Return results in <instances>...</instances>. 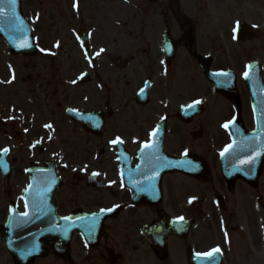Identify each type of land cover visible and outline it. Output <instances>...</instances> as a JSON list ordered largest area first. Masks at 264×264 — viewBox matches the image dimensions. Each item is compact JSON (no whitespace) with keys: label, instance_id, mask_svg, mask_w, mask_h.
<instances>
[{"label":"flooded vegetation","instance_id":"flooded-vegetation-1","mask_svg":"<svg viewBox=\"0 0 264 264\" xmlns=\"http://www.w3.org/2000/svg\"><path fill=\"white\" fill-rule=\"evenodd\" d=\"M2 4L14 13L9 19L17 29L30 26L38 49L48 45L42 0H16L14 11ZM69 12L79 21L75 26L70 20L69 27L76 46L80 31L88 37L90 72L103 59L111 64L99 76H87V85L96 82L104 91L97 108L104 112V127L95 135L66 115L73 98L58 87L74 88L70 72L63 80L58 68L46 73L32 66L38 70L27 82V101L17 102L12 91L5 96L12 133L6 136L10 152L19 146V156L7 177L0 172L1 233L12 207L26 211L31 168L49 163L62 184L55 190L53 173L46 169L37 176L45 191L31 194L49 195L56 216L48 220L101 221L103 227L88 241L76 234L66 257L54 241L47 242L43 258L52 259L47 264H264V166L256 182L228 179L219 165L222 151L205 152L202 138L186 137L193 125L190 135L205 128L211 134L206 145L223 146L232 122L254 129L248 82L264 84V0H70ZM3 18L4 11L0 27ZM41 56L13 53L0 33V61ZM131 63L138 64L136 77L142 73L143 84L148 82L146 102L138 97L142 86L131 93L134 81L126 75ZM209 71L222 74L217 80ZM191 101L198 112L187 122L180 108ZM161 119L170 127L165 153L193 167L190 172L179 167L158 181L156 169L139 166L138 150ZM78 136L81 146V138L73 139ZM56 142L67 143V150H55ZM216 248L207 260L198 259Z\"/></svg>","mask_w":264,"mask_h":264},{"label":"water","instance_id":"water-1","mask_svg":"<svg viewBox=\"0 0 264 264\" xmlns=\"http://www.w3.org/2000/svg\"><path fill=\"white\" fill-rule=\"evenodd\" d=\"M4 5L1 4L0 8ZM5 17H8L9 11H4ZM13 15V12L12 14ZM7 33L8 40L10 39V46L15 53L21 55H33L36 49L33 45L31 31L16 29L12 24L2 26L0 28V33ZM21 36L23 40L21 43H13L11 41L16 35ZM11 34V35H10ZM27 45V46H24ZM82 46L86 50V44L82 42ZM86 47V48H85ZM214 76H219L218 73H212ZM254 89V90H253ZM252 91L254 93L264 95L262 86L258 84L253 86ZM145 96V94L143 95ZM258 101V99H257ZM254 100L255 103H257ZM187 114L193 115L196 113V108L194 105L185 106L182 108ZM256 111V131L250 134H245L242 127L230 128L232 130V144L226 149L222 158L221 166L223 173L226 177L236 178L241 177L246 180L255 181L261 171V167L264 160V111L255 109ZM69 116L78 121L86 129H93L99 133L102 127V119L98 111H92L89 113L79 112L78 110L68 109ZM165 125L164 123H159L157 129L152 135V140L149 143L151 147H142V150L138 152L140 155V166H148L156 169V176H160L162 173L178 170L179 167L183 170L190 171L193 167L192 163L183 164V160L167 159L163 152V141H164ZM161 159L163 162L159 161ZM0 167L4 172L9 169L8 163L6 161V152H2L0 156ZM204 167V164H202ZM39 193L45 191V186L43 181H38ZM56 185V182L53 183ZM46 196H38V200L33 205L32 213L29 215H19L15 217H9L8 221L4 225V232L2 241L4 245L8 248L9 252L12 254L15 262L17 264H30L33 257L38 256L42 253L41 239H50L53 236L60 238L65 246L67 245L69 238L73 234V231L77 228L76 226L69 225L66 218H59L52 221H42V219L53 212V209L48 212V203L50 199ZM55 215V214H54ZM55 217V216H53ZM53 224L51 225V223ZM204 260V259H203ZM203 263V261H202Z\"/></svg>","mask_w":264,"mask_h":264},{"label":"rangeland","instance_id":"rangeland-1","mask_svg":"<svg viewBox=\"0 0 264 264\" xmlns=\"http://www.w3.org/2000/svg\"><path fill=\"white\" fill-rule=\"evenodd\" d=\"M42 1H43V7L47 13L46 15L47 23H49V26H45L46 32L43 31V40H47L48 43V45L45 44L42 45L43 53L41 52L40 55H43V57L41 56V58H37V59L7 58L6 61H0V149L10 145V139L8 138V136H6V132L12 135L11 130L8 128V123L6 122L5 119L7 116V112L9 113L8 100L5 99V96L7 92L12 91L14 94L17 95L16 98L17 102H19L21 99L23 102H26L27 99L30 97L28 94L29 86L27 82L30 80L29 79L30 76L31 77L36 76V71L38 70V68L42 70H47L46 73L48 71L50 72H53L54 70L57 71L58 68L59 77L62 76V73H64L63 80H67L69 77H71L68 75V72H70L74 76L75 86L73 89L70 90V88L67 89L66 87H64V89L61 90L60 87H58L60 91L65 93L64 95L72 96L73 100L69 102V106L78 107L81 110L97 109L101 106L100 105V103L102 102L101 99L104 96L103 95L104 91L98 88L96 82H93L88 85L87 84L82 85L78 81L79 74H81V72H84L89 67L83 58L81 49L77 47L76 44L74 43L73 37L70 32V28H69L70 20H72L71 16L69 17L70 0H42ZM51 14L53 15L52 21L50 19ZM72 21L75 26L79 24V21H76L74 23L75 19ZM46 50H50L54 54L52 56H58L57 59H60L62 62L60 63L56 61L52 62V60H57V59L49 58V55H46L45 53ZM34 65H37L38 68L32 67ZM135 65L138 64L131 63L129 65V71L126 74L129 79H132L134 81L131 91L132 94L134 93V91L137 90V88L142 84L143 80L145 79L144 78L145 75L142 73L138 75L139 77H136L133 68V66ZM110 67H111L110 62L109 61L105 62L103 59L101 60V62H98L96 64L97 69L91 72V76L94 77L95 72L96 75L99 76L100 72L102 73L107 69L109 70ZM52 75L55 76L54 73ZM9 77H11L12 79H9ZM47 80L50 79L47 78ZM53 80L58 81V79L55 78H53L52 81ZM59 80L61 79L59 78ZM104 80L106 79L104 78ZM10 81L12 82L10 83ZM6 84L8 86H5ZM187 99H191V98H187ZM32 100L35 101L34 97L32 98ZM193 128H194L193 125L187 126L186 128L187 138H195V134L190 135V130ZM169 129L170 127H168V131ZM203 129H204V133L200 134V136L198 137V138H202L203 148H204L203 150L207 152L211 148L214 153L218 154L222 149V145L221 144L210 145V143H212L210 142L209 145L207 146L206 138H209L211 134L209 130H206L205 128ZM78 132L82 134L81 131L78 130ZM78 138L81 137L78 136L73 139L78 140ZM144 138H146V136H144ZM65 142L63 143L56 142L55 150L60 149L61 147L62 150L66 151L67 143ZM17 144L18 141L15 140V145ZM79 144L80 146L83 144L82 138L80 139ZM18 154H19V146H16V150L12 154V158L15 159L17 156H19ZM51 261H52L51 257H48V258H42L40 260H36V263L47 264V263H51ZM0 264H13V260L11 256L9 255L8 251L2 244L1 231H0ZM89 264L92 263L90 262ZM94 264H100V263L98 260H94Z\"/></svg>","mask_w":264,"mask_h":264},{"label":"snow or ice","instance_id":"snow-or-ice-1","mask_svg":"<svg viewBox=\"0 0 264 264\" xmlns=\"http://www.w3.org/2000/svg\"><path fill=\"white\" fill-rule=\"evenodd\" d=\"M5 2L7 4L13 6V11H14V5H15L16 0H0V4L5 3ZM2 12H3V9L0 8V13H2ZM24 46H27V45H24ZM245 75H247V73H245ZM225 127H227V125H225ZM113 143H116V141H113ZM145 147H151V145L145 144ZM4 151H7V150L5 149ZM101 211H105V210L102 209ZM107 211H112V209H108ZM216 252H219V249L218 248L212 249L211 252L203 253V254H198V255H203V256H206V257H211L213 255V253H216Z\"/></svg>","mask_w":264,"mask_h":264}]
</instances>
